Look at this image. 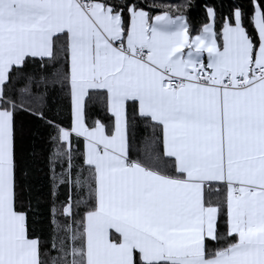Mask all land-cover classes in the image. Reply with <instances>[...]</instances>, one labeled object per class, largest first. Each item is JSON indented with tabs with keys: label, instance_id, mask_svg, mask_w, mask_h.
I'll return each instance as SVG.
<instances>
[{
	"label": "snow or ice",
	"instance_id": "snow-or-ice-1",
	"mask_svg": "<svg viewBox=\"0 0 264 264\" xmlns=\"http://www.w3.org/2000/svg\"><path fill=\"white\" fill-rule=\"evenodd\" d=\"M248 5L251 33L232 0L193 34L194 0H0V264H264V0ZM41 129L66 189L50 245L29 229Z\"/></svg>",
	"mask_w": 264,
	"mask_h": 264
},
{
	"label": "trees",
	"instance_id": "trees-1",
	"mask_svg": "<svg viewBox=\"0 0 264 264\" xmlns=\"http://www.w3.org/2000/svg\"><path fill=\"white\" fill-rule=\"evenodd\" d=\"M188 0H141L142 6L145 7L146 10L150 9L153 5H181L187 3ZM196 6L192 9H185V12L189 18V23L193 28V34L200 25L204 22V4L207 3L209 5H214L216 7L218 16H217V27L220 25V13L223 11L224 14L228 13V10L232 7V0H194ZM244 7L246 11L245 17V26L248 27L249 32L251 33L252 27L248 22L247 19V12H248V0H237ZM152 14H157L156 11H153ZM24 84L23 80H20L16 87H22ZM57 103L52 105V112L51 115H55L57 108L63 109L67 106V101L64 100L61 96L55 97ZM63 112H61V116ZM88 116H89V123L92 122V119L99 118L103 122H107V116L102 110L100 105L91 106L88 108ZM48 130L41 129V136L37 137L35 141V148L33 149L32 140L29 139L26 141V147L28 149V156L31 159L33 155V151L35 152V165L36 173L34 176V182L39 189L38 195L36 199L39 202V207L36 208V203H33V209L36 210L37 215L34 216L32 211H29V229L30 232L35 230L38 234L42 235L44 240L49 242V245L52 242V239L55 237L57 240L60 236L63 235L62 231H57L54 229L53 225L50 223L51 218V209L53 204L58 209L56 218L60 221L61 225L66 223L65 218L62 215V208L60 207L61 202L65 199V191L66 189L61 186L59 188L57 197L53 198L50 192L52 180L51 176L53 173L50 171L49 160L48 157L52 155L55 150V145L53 141L48 137L46 134ZM148 135L150 136L149 130L140 128L137 132V146L143 147L145 141L144 137ZM54 160V168L55 174L59 175L61 172L64 171V168L67 166V158H63V162L59 157H53ZM75 179V175H73V180ZM57 183H59L57 181ZM25 206L27 207V198L25 197L24 200Z\"/></svg>",
	"mask_w": 264,
	"mask_h": 264
},
{
	"label": "crops",
	"instance_id": "crops-1",
	"mask_svg": "<svg viewBox=\"0 0 264 264\" xmlns=\"http://www.w3.org/2000/svg\"><path fill=\"white\" fill-rule=\"evenodd\" d=\"M194 34H195V32H194Z\"/></svg>",
	"mask_w": 264,
	"mask_h": 264
}]
</instances>
